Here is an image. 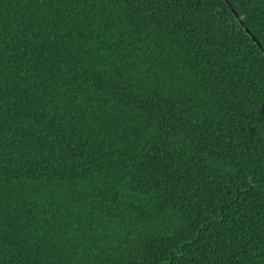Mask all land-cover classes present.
Returning a JSON list of instances; mask_svg holds the SVG:
<instances>
[{
	"label": "trees",
	"instance_id": "trees-1",
	"mask_svg": "<svg viewBox=\"0 0 264 264\" xmlns=\"http://www.w3.org/2000/svg\"><path fill=\"white\" fill-rule=\"evenodd\" d=\"M0 264H264V54L225 0H0Z\"/></svg>",
	"mask_w": 264,
	"mask_h": 264
},
{
	"label": "water",
	"instance_id": "water-1",
	"mask_svg": "<svg viewBox=\"0 0 264 264\" xmlns=\"http://www.w3.org/2000/svg\"><path fill=\"white\" fill-rule=\"evenodd\" d=\"M232 13L234 14V16L236 17V19L238 20V22L241 24V26L244 28V30L246 31L247 34H249L252 38V40L254 41L255 44H257L260 48V50L262 51V53L264 54V45L262 44V42L257 38V36L252 32V30L247 26L246 22L240 17L238 11L235 9V7L232 5V3L230 2V0H225Z\"/></svg>",
	"mask_w": 264,
	"mask_h": 264
},
{
	"label": "snow or ice",
	"instance_id": "snow-or-ice-1",
	"mask_svg": "<svg viewBox=\"0 0 264 264\" xmlns=\"http://www.w3.org/2000/svg\"><path fill=\"white\" fill-rule=\"evenodd\" d=\"M189 2L192 4L193 7L198 6V0H189Z\"/></svg>",
	"mask_w": 264,
	"mask_h": 264
}]
</instances>
